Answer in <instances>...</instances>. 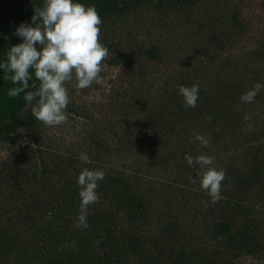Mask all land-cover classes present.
I'll return each mask as SVG.
<instances>
[{
  "label": "rangeland",
  "instance_id": "rangeland-1",
  "mask_svg": "<svg viewBox=\"0 0 264 264\" xmlns=\"http://www.w3.org/2000/svg\"><path fill=\"white\" fill-rule=\"evenodd\" d=\"M40 2L0 0V20ZM115 6L98 12L109 49L102 82L67 83V122L34 117L0 136V264H96L109 252L106 223L94 231L97 214L112 217L111 241L120 243L112 264H178L179 255L181 264H264V89L240 99L264 84V0ZM197 83V105L185 108L178 89ZM186 154L211 155L225 170L215 203ZM85 167L105 172L87 228L78 226L76 183ZM124 185L135 210L117 204Z\"/></svg>",
  "mask_w": 264,
  "mask_h": 264
},
{
  "label": "clouds",
  "instance_id": "clouds-1",
  "mask_svg": "<svg viewBox=\"0 0 264 264\" xmlns=\"http://www.w3.org/2000/svg\"><path fill=\"white\" fill-rule=\"evenodd\" d=\"M102 18L94 5L80 0H43L34 7L31 22H22L15 29L21 42L8 47L6 59H0V79L10 80L14 87L7 89L9 97L23 93L25 108L46 126H59L68 120L70 103L67 83L73 79L76 88L85 89L93 83H101L104 61L109 49L100 41ZM31 70V71H30ZM39 81V86H36ZM264 84L255 83L253 88L241 95L242 102L251 103ZM200 85H181L178 94L184 98L185 108H195ZM207 146L208 138L200 133L194 137ZM79 159L88 164L91 158L81 153ZM187 163L199 165L200 187L209 194L211 202L221 198V183L226 172L213 167L214 157L186 154ZM105 177L102 169L82 168L76 183L80 189V212L78 226L87 228L90 204L99 199V181Z\"/></svg>",
  "mask_w": 264,
  "mask_h": 264
},
{
  "label": "trees",
  "instance_id": "trees-1",
  "mask_svg": "<svg viewBox=\"0 0 264 264\" xmlns=\"http://www.w3.org/2000/svg\"><path fill=\"white\" fill-rule=\"evenodd\" d=\"M81 3H92L95 6L96 10L99 13L106 11L117 12L118 7L115 6L117 0H80ZM43 2L39 4H33L29 7L28 11L24 14H10L4 19L0 20V59H6V53L8 47L21 42L20 37L15 35V29L22 22H31V16L34 12V7L42 6ZM31 71V70H30ZM4 73L0 70V77ZM10 80L4 81L0 79V136L7 135L9 132L13 131L16 128L23 126L31 127L34 122V115L31 113V110L24 116L22 113L26 111L27 108L25 101L23 100V93L17 97H9L7 95V89L14 87ZM36 86H39V81H36ZM103 185V183H102ZM101 185V186H102ZM119 197V198H118ZM117 204L119 207L128 206L129 209L135 210L138 208L139 201L133 195L128 186H122L117 196ZM112 217H108L104 214H97L94 219L93 225L94 231L99 232L100 227L106 223L107 226V236L104 241L101 243L103 249L107 248V251L96 259V264H112L113 259L119 258L120 256V243L117 241H111V227L110 222ZM108 222V223H107ZM92 225V226H93ZM105 226V225H104ZM220 232H223L226 236L230 234V228L228 225L221 226ZM231 235V234H230ZM243 246L247 248L246 250H251L250 247L252 243L245 237H243ZM178 264L184 262V257L179 255V258L176 260Z\"/></svg>",
  "mask_w": 264,
  "mask_h": 264
}]
</instances>
